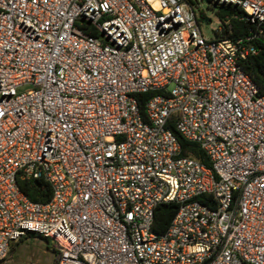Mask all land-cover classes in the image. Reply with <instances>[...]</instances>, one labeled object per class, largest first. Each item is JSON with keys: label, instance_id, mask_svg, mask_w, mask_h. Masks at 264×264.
<instances>
[{"label": "built area", "instance_id": "built-area-1", "mask_svg": "<svg viewBox=\"0 0 264 264\" xmlns=\"http://www.w3.org/2000/svg\"><path fill=\"white\" fill-rule=\"evenodd\" d=\"M215 1L257 33L207 40L189 0H0V262L32 234L58 264H264V96L242 69L264 0Z\"/></svg>", "mask_w": 264, "mask_h": 264}, {"label": "trees", "instance_id": "trees-1", "mask_svg": "<svg viewBox=\"0 0 264 264\" xmlns=\"http://www.w3.org/2000/svg\"><path fill=\"white\" fill-rule=\"evenodd\" d=\"M211 1V0H208ZM189 2L195 6V0H189ZM216 8V15L222 22V28L218 31V39L230 40L237 42L240 39L252 37L257 33V27L248 20L246 12L239 6L233 4H221L214 3ZM200 22H207L204 13L200 14ZM89 33L94 37H100V32L96 29H91ZM252 44L259 50V54L252 56L242 65L243 71L253 80L260 90V94L264 96V40L256 38L252 41ZM155 95V93L139 94L137 99L143 116L146 115V105L149 100ZM171 131L178 139L183 157H190L200 161L202 164L209 168H212V163L208 155L204 152L201 146L195 142H192L178 133L176 128L171 127ZM41 185L37 186L33 180H21L18 179V185L21 191L33 202L36 203H48L53 197V190L49 183L44 180L40 181ZM205 199V198H204ZM204 202V200L202 199ZM179 205L177 204H163L160 205L155 214V222L153 230L160 236L165 235L175 216L178 213ZM30 239L41 238L52 245V250L58 256L59 251L56 245L50 240L36 235H30ZM1 264V262H0Z\"/></svg>", "mask_w": 264, "mask_h": 264}, {"label": "rangeland", "instance_id": "rangeland-1", "mask_svg": "<svg viewBox=\"0 0 264 264\" xmlns=\"http://www.w3.org/2000/svg\"><path fill=\"white\" fill-rule=\"evenodd\" d=\"M197 14L204 13L209 22H202V34L207 40H216L222 22L216 15L215 0H195ZM59 256L53 252L52 245L41 238L30 239L14 243L7 257L1 264H58Z\"/></svg>", "mask_w": 264, "mask_h": 264}, {"label": "water", "instance_id": "water-1", "mask_svg": "<svg viewBox=\"0 0 264 264\" xmlns=\"http://www.w3.org/2000/svg\"><path fill=\"white\" fill-rule=\"evenodd\" d=\"M209 21H210V20L207 19V22H209ZM35 183H36L37 186H40V185H41V183H40L39 181H36Z\"/></svg>", "mask_w": 264, "mask_h": 264}]
</instances>
